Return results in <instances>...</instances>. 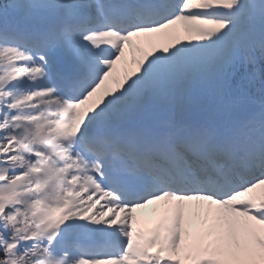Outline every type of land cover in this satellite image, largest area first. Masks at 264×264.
<instances>
[{"label":"snow or ice","instance_id":"obj_1","mask_svg":"<svg viewBox=\"0 0 264 264\" xmlns=\"http://www.w3.org/2000/svg\"><path fill=\"white\" fill-rule=\"evenodd\" d=\"M257 190L264 0H0V264H264Z\"/></svg>","mask_w":264,"mask_h":264},{"label":"bare ground","instance_id":"obj_2","mask_svg":"<svg viewBox=\"0 0 264 264\" xmlns=\"http://www.w3.org/2000/svg\"><path fill=\"white\" fill-rule=\"evenodd\" d=\"M178 30H180L182 32H180ZM165 31L172 33V34H174L176 32H180L181 40H186L187 39L186 36H188L183 31L182 27H180L179 25L171 26L170 29L165 30ZM153 37H154V39L152 40V42L147 44V45L144 44L142 36L134 38V45H136V44H138V46L142 45V47H140V48H143L145 50L146 46H150L151 48L154 46H163L165 43H167L169 41V37L167 35H165V33H157ZM125 52H126L125 61L127 62V64L125 65L123 62L119 63L121 65L120 66L121 72L123 71V68L125 66H127L129 69L131 67H133V69H134V64L132 63V61L134 58H138L140 55V53L135 50V47H132V48L126 47ZM255 195H258V193L256 192ZM165 207L166 206L163 204V202H159L157 204L150 205V212L148 211L146 214L142 215L141 221L148 224L153 217L158 218L157 219L158 221L163 220L165 218Z\"/></svg>","mask_w":264,"mask_h":264},{"label":"rangeland","instance_id":"obj_3","mask_svg":"<svg viewBox=\"0 0 264 264\" xmlns=\"http://www.w3.org/2000/svg\"><path fill=\"white\" fill-rule=\"evenodd\" d=\"M261 193H264V191H261Z\"/></svg>","mask_w":264,"mask_h":264}]
</instances>
